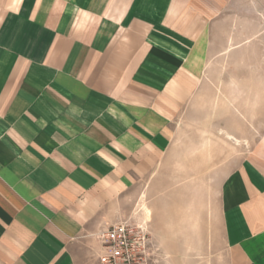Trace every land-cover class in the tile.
I'll use <instances>...</instances> for the list:
<instances>
[{
  "label": "crops",
  "instance_id": "0c3cea01",
  "mask_svg": "<svg viewBox=\"0 0 264 264\" xmlns=\"http://www.w3.org/2000/svg\"><path fill=\"white\" fill-rule=\"evenodd\" d=\"M145 199L160 264H264V0H0V264Z\"/></svg>",
  "mask_w": 264,
  "mask_h": 264
},
{
  "label": "built area",
  "instance_id": "2783aa9c",
  "mask_svg": "<svg viewBox=\"0 0 264 264\" xmlns=\"http://www.w3.org/2000/svg\"><path fill=\"white\" fill-rule=\"evenodd\" d=\"M99 264H160L145 222L117 221L100 236Z\"/></svg>",
  "mask_w": 264,
  "mask_h": 264
},
{
  "label": "rangeland",
  "instance_id": "374dc122",
  "mask_svg": "<svg viewBox=\"0 0 264 264\" xmlns=\"http://www.w3.org/2000/svg\"><path fill=\"white\" fill-rule=\"evenodd\" d=\"M128 204H131V201H129ZM137 205L138 204H137V201H136L135 204H134L135 213L139 212V215H140V214H142L144 212L143 214H145V212H146V199L144 201L141 200L140 203H139V205L138 206ZM129 216L130 215L124 217L123 220H127V221H130V222H138L135 219H132L133 217H129ZM136 217H137V214H136ZM144 221H146V214L144 215L143 221H141V222H144Z\"/></svg>",
  "mask_w": 264,
  "mask_h": 264
}]
</instances>
